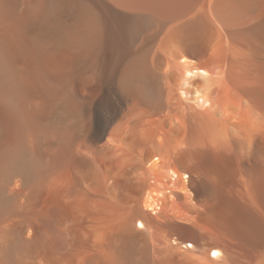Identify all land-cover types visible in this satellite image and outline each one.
Here are the masks:
<instances>
[{"label":"bare ground","instance_id":"6f19581e","mask_svg":"<svg viewBox=\"0 0 264 264\" xmlns=\"http://www.w3.org/2000/svg\"><path fill=\"white\" fill-rule=\"evenodd\" d=\"M0 264H264V0H0Z\"/></svg>","mask_w":264,"mask_h":264}]
</instances>
